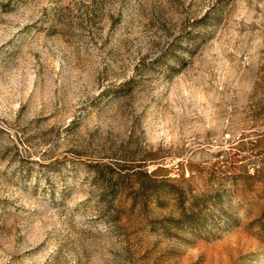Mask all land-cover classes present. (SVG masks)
Segmentation results:
<instances>
[{
	"label": "rangeland",
	"instance_id": "1",
	"mask_svg": "<svg viewBox=\"0 0 264 264\" xmlns=\"http://www.w3.org/2000/svg\"><path fill=\"white\" fill-rule=\"evenodd\" d=\"M0 264H264V0H0Z\"/></svg>",
	"mask_w": 264,
	"mask_h": 264
}]
</instances>
